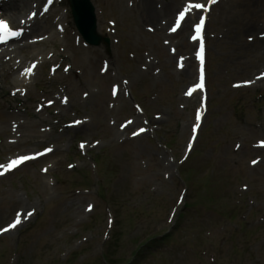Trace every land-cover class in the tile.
Wrapping results in <instances>:
<instances>
[{
  "label": "rangeland",
  "instance_id": "obj_1",
  "mask_svg": "<svg viewBox=\"0 0 264 264\" xmlns=\"http://www.w3.org/2000/svg\"><path fill=\"white\" fill-rule=\"evenodd\" d=\"M58 1L67 33L31 47L38 71L0 67V165L34 157L0 168V229L21 220L0 232V264H264V81L242 80L264 56L238 46L227 0L189 22L207 19L198 91L185 62L196 41L175 17L201 0H178L161 36L135 0H92L110 52L86 45Z\"/></svg>",
  "mask_w": 264,
  "mask_h": 264
},
{
  "label": "bare ground",
  "instance_id": "obj_2",
  "mask_svg": "<svg viewBox=\"0 0 264 264\" xmlns=\"http://www.w3.org/2000/svg\"><path fill=\"white\" fill-rule=\"evenodd\" d=\"M49 1L51 5L55 2V0ZM44 2L45 0H0V16L7 19L12 25L23 28V33L17 39L13 40L14 43L12 41L6 48L0 46V67H2L4 62L7 63L8 67L6 71L10 74L16 72L15 75L17 77L19 72H22L24 69H29L30 66L34 65L32 69H35V67L39 69L40 63L45 59L43 55L38 59L36 55H29V48L30 51L36 50L39 52L37 49L31 48V46L36 45L38 41L45 44L47 38L57 39L61 34L65 35L67 33L60 22L57 23L49 15H45L46 11L42 9ZM177 2L178 0H167L166 2H163V0H135L136 5L134 10L138 18L146 24V28L149 27L152 32H157L156 34L159 36L167 35L171 31L173 23L170 8H173ZM227 2L229 3V10H233L235 13L233 15L235 24L242 26L241 31L244 32L245 39L241 40V36L239 35L240 40L237 42L238 46L241 45L243 49V46L249 48L261 44L260 47L253 49V52L257 54L256 57L263 59L264 0H227ZM183 3L180 10H177L179 13H185L181 27L183 26V29L187 30L193 36L189 22L196 14L194 11L195 8H186V2ZM179 13L175 18L179 16ZM35 36L38 37L37 42H34V40L31 42L30 39ZM250 37L251 39H249ZM69 40L72 42V37ZM46 54L47 57L52 56L50 52ZM186 57V65L191 70L195 58L190 53ZM254 61H256L255 66L251 67L253 71L242 79L243 81H251V83H247V86H254L264 81V63H259L257 60ZM194 89L197 90L195 86Z\"/></svg>",
  "mask_w": 264,
  "mask_h": 264
},
{
  "label": "snow or ice",
  "instance_id": "obj_3",
  "mask_svg": "<svg viewBox=\"0 0 264 264\" xmlns=\"http://www.w3.org/2000/svg\"><path fill=\"white\" fill-rule=\"evenodd\" d=\"M218 2V0H207V4L209 5H213V4H216ZM195 8L197 9H203L205 12L208 11L207 7L205 6V4L203 3H197L195 4ZM185 16V13L184 12H180L179 13V16L177 18V24H179L183 18ZM204 24H205V16L204 15H201L199 17V22L195 24V32H196V35L193 37V39H198L199 40V43H200V47H199V50L197 51V58L200 60V64H201V67H200V77H199V83H197L195 85V88L196 89H202L204 87V66H203V61H204V41H203V29H204ZM173 31H175L176 29L173 28L172 29ZM3 34H8V35H19L20 33L18 31H14L12 29V27L10 26L9 22H6V21H3V20H0V40H3ZM251 39V37L249 38ZM34 67V65H33ZM26 73H30L31 72V68L29 69H26L25 70ZM244 83H251V81H246ZM193 89H190L189 90V94H191V91ZM200 120V113L198 112L197 113V121ZM77 123H79V121H77ZM199 127V124L197 123V125H195L193 127V136L195 137V132H196V128ZM140 132H143L145 131V129L141 128L139 129ZM137 133H134V135H136ZM261 143H264V142H261ZM191 147V144H189V148ZM51 149H46L45 151H50ZM34 157H31V156H20L18 157L17 159L13 160L9 165H7L6 167L3 166V165H0V168H4L5 171H8V170H11L15 167H17V165H19L20 163H23L24 161L26 160H29V159H32ZM3 173L0 172V175H2ZM28 215H31V213H28ZM21 222L20 220V216L19 214L17 215L16 219L11 223L9 224L6 228H3V229H0V232H6L10 229H13L15 228L19 223Z\"/></svg>",
  "mask_w": 264,
  "mask_h": 264
},
{
  "label": "water",
  "instance_id": "obj_4",
  "mask_svg": "<svg viewBox=\"0 0 264 264\" xmlns=\"http://www.w3.org/2000/svg\"><path fill=\"white\" fill-rule=\"evenodd\" d=\"M75 22L85 40L92 45H99L102 38L96 33V20L93 7L88 0H70ZM108 44V40H104Z\"/></svg>",
  "mask_w": 264,
  "mask_h": 264
}]
</instances>
